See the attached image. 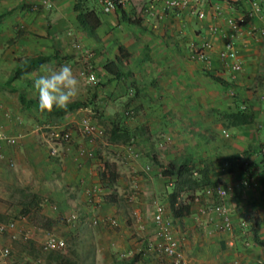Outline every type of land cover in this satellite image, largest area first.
Masks as SVG:
<instances>
[{"label":"crops","instance_id":"0c3cea01","mask_svg":"<svg viewBox=\"0 0 264 264\" xmlns=\"http://www.w3.org/2000/svg\"><path fill=\"white\" fill-rule=\"evenodd\" d=\"M78 1L0 0V18L11 21L28 19L39 32L33 28L28 31L38 33L44 40L53 38L58 54L49 56L40 67L53 60L60 62V65H72L74 59L79 61L78 57L88 59L108 100L120 105L117 109L118 122L135 134L130 140L131 145L150 150L171 142L175 150L182 149L177 155L176 151L172 152L173 159L191 154L193 159H206L207 162L264 145V39L253 31L254 27L264 22V0H260L262 19L248 18L234 39L237 58L241 62V70L236 73L217 58V51L223 44L220 31L228 29V17L249 10L248 0H204L199 5L200 14L188 9L168 10L162 18L146 12V6L153 0H126L124 6L110 13H103L97 0H81L84 6L101 12V23L92 33L82 29L76 20L73 6ZM216 6L219 7L218 12ZM212 28L216 30L212 31ZM202 38L213 43L208 65L190 58V47L198 44ZM36 49L32 46L27 53L33 54ZM51 51L42 52L48 55ZM66 53L75 57L71 55L65 59L63 55ZM253 95H258V98ZM248 104L254 113L253 123L243 127H222L227 123L225 116L238 107L246 108ZM224 129L228 131V137L223 135ZM166 138L169 140L166 141ZM78 143L75 142L69 151L63 153L61 163L51 164L53 169L44 158L32 159L35 148L32 143L25 141L23 148L19 146L15 175L23 172L27 162L22 157L28 155L29 166L34 169L32 182L36 187L33 191L37 193L34 195L39 198V205L47 204L46 198H43L46 196L59 202L63 209H67L68 205L81 206L82 203L90 206L86 190L93 186L89 184L90 181H98V177L91 162L85 158L75 160V146ZM111 144L124 150V158L125 154L129 156L126 152L129 143L118 141ZM152 158L155 159V156ZM143 163L148 166V161L143 160ZM261 170L259 168L251 175L260 190L244 192L243 189L230 201L235 207L232 211L238 212L234 214L235 231L221 229L220 221L215 220L219 216L215 215L212 222L202 218L204 213L193 202L189 215L181 219L172 218L167 207L168 216L178 225L176 233L181 238L185 256H190L188 264H237L238 261L240 264H264V245L255 242L253 230L260 240H264V177ZM247 175L234 170L225 174L224 179L246 178ZM220 179L221 176L216 180ZM151 182L154 184V181ZM170 191L171 187H167L166 193ZM107 194L115 204L116 192L108 191ZM145 200L146 197L141 195L140 204ZM242 204L245 206L241 207ZM106 207L101 205L103 214L100 216L108 212ZM52 208L57 209V205ZM68 210L70 214L73 209ZM110 211L117 209L112 206ZM117 216L121 217V213ZM245 216L248 223L251 218L253 227L252 233L249 232L250 237H244L248 244L241 248L240 242L245 239H238L237 233L245 228H238L237 223ZM92 218H87V223L93 232L85 235L86 243L92 245L89 264H110L114 259L113 249L128 250L135 245L129 239L132 225L125 224L121 218L117 232L105 230L103 220L98 219L99 228L92 225ZM195 218L201 221L197 222ZM137 227L139 230L143 225ZM153 232L155 235L154 226ZM94 253L100 256L98 261L94 260ZM145 264L155 262L147 259Z\"/></svg>","mask_w":264,"mask_h":264},{"label":"rangeland","instance_id":"374dc122","mask_svg":"<svg viewBox=\"0 0 264 264\" xmlns=\"http://www.w3.org/2000/svg\"><path fill=\"white\" fill-rule=\"evenodd\" d=\"M33 26H35L34 23L28 19L11 21L0 18V73L8 74L16 66L15 60L17 58L39 55L53 56L58 54L54 47L55 44H53V38H49L51 41L44 40V38L38 33L28 31L29 28H33L35 32H39V30ZM27 33L30 35L27 36ZM32 46L33 48H37L38 51L36 49L35 53L28 54L27 50ZM50 50H52L50 54H43V52H49ZM71 55L75 57L74 54ZM71 55L66 53L63 55V58L67 59ZM78 60L79 61H75L74 59V63L70 65L74 74H76L81 80L80 93L74 100L83 101L86 103V106L77 108L61 118L48 119L34 108L26 111L20 105L18 92L6 87L4 83L6 78L0 76V131L5 135H13L17 137V141L13 145H8L4 141H0V223L7 222L11 219L16 221V237L12 238L10 233L0 232V248L4 246L9 247L10 259L15 264H45L47 257L55 256L57 252L62 256H69L70 258L76 259L78 264H89V257L92 256V245L86 243L85 235L87 236L88 232H93V228L88 225L87 218L92 216L97 220H103L104 223H106L104 228L109 232H117L120 229L119 218H121L125 224L132 225L129 239H132L135 245L128 250L113 249V258H127L136 254H141L138 261L144 264L147 259L153 260L155 264H174L172 259L147 250L145 245L155 239L153 225L151 223L152 202L153 200H157L166 206V189L167 187H171L169 184L172 182L171 179L161 176L158 163L169 162L173 159L172 152L176 151L177 155L182 149L175 150L171 145V142L168 145L163 144L162 147L158 146L155 149H138L128 142V147L131 146L138 155L135 157L133 155L128 156L125 154L126 158H124V150H122V148L118 149L111 144L113 142L110 140L109 132L110 122L120 121L117 111V109L120 108V105H117V102L108 100V96L104 93L105 90L103 86L99 85V81L96 80L94 84L87 83V75L90 72H93L94 74L96 72L93 71L94 69L88 63V59L85 57H78ZM43 66H54L59 68L61 65L60 62L53 60L47 62ZM42 74L44 73L42 67L39 65L35 70L30 72V78L34 80ZM95 77L97 79L96 74ZM257 96L258 95H255L254 98L257 99ZM91 101H93V104H90ZM248 107H251V105H246V108ZM84 116L89 117L93 122L100 125L105 130V134L102 137L95 138L93 143L89 144V147L93 149L95 154L94 159H92L93 162L90 159L85 158L88 162L93 164V170L96 171V176L98 177V181L92 182L91 180L89 184L94 185L98 182L103 184L102 189L99 192L101 200L97 203L90 204V206L82 203L81 206L80 204L73 206L68 205L67 209H63L56 200L42 196L43 198H46L45 203L47 204L39 205V199L34 197V194L37 193H34L33 191L36 187L35 182H32L34 169L32 166H29V156H26V153H23L26 157H22L23 159H26L27 162V164H24L25 166L21 173L22 175H15L18 170L16 164L19 160H17L16 156L20 150L19 146L23 148L25 141L32 143L35 146L32 151V159L34 158L38 160L44 158L50 162V165H48L50 166V169H53V165L51 164H57L58 162L61 163L62 161L60 160L64 155L62 154L61 158H56L49 154L48 134L51 130L50 128L53 126L67 128L73 133L74 143L79 142L78 144H86V139L83 138L78 131V122ZM222 127L227 129V126L222 125ZM222 139L224 141V138ZM152 156H155V159L152 158ZM55 158L56 160H54ZM221 159L223 158H220V160ZM143 160L148 161V166L144 165ZM252 162L253 163L250 165L247 172V178L250 179L252 186L237 187V189H235L224 200L234 223V214L236 215L238 212L235 211L234 213L232 211L235 207L230 204V201H233L235 194L237 196V194L241 193V190L243 189L244 192H255L260 190V187H257L256 181H252L251 178V175L255 174L260 166H257L258 160L253 159ZM106 166H109L110 173L107 177H103L102 169H105ZM216 166L217 169L220 170L218 162L216 163ZM224 175L221 176L220 181L217 180V184L237 182L242 178L224 179ZM118 179H121L119 180L121 184L120 182L118 184ZM151 181H154V184ZM108 191L116 192L117 197L115 204H113V200L109 201V194H107ZM199 192L200 190L197 193ZM80 194L81 192L79 191L77 195L78 199ZM245 194L248 195L247 193ZM130 195H134L135 197L133 202H129L127 199ZM141 195L145 196L146 200L140 204L139 198ZM192 202L205 210L203 212L204 217L202 218H205L208 222H212L217 216L211 211V206L214 203L219 202L217 198H204L202 201L203 206L198 202ZM102 204L107 206V209L105 210L108 211L104 216H100L102 213ZM53 205H57V209L54 210L52 208ZM112 206L114 209H117V211L111 212L110 209ZM243 206L245 205L242 204L241 207ZM44 208H46V211ZM70 208L73 209L72 212L75 211L79 213L78 220L74 223H70L66 219L69 214L68 209ZM134 211H138V214L135 215ZM119 212L121 213V217L117 216ZM166 215L168 216L167 206ZM51 216H54V218ZM236 217H238V215ZM110 218L117 219L118 225L116 227L110 226L108 223ZM217 218L215 220L220 221V218ZM170 219L172 218L170 217ZM250 219L251 218L249 217L248 223L246 216L242 218L245 222V226L240 228L245 229L239 231V233H237L238 235L234 233V235H237L238 239L246 236L250 237L251 234L249 232L252 233L253 227ZM199 220L200 219H196L197 222ZM172 222L174 235L178 242H180V249L187 263L190 256H185L183 245H181V238H178L176 233L178 225H176L173 220ZM141 224L143 225V228L138 230L137 226ZM147 224L149 225L147 226ZM96 226L99 228L98 222ZM234 228L233 230L235 231ZM48 234H54L63 238L65 240V247L60 251L43 250L42 243ZM244 239L243 242H240L241 248L246 247V244H248V240H246V238ZM139 248L142 250L140 253L138 252ZM93 257L95 261L100 259V256H96V254ZM236 260L238 261L239 259H235L234 261ZM97 263L94 262L93 264ZM136 264L139 263L136 262ZM237 264H240L239 261Z\"/></svg>","mask_w":264,"mask_h":264},{"label":"built area","instance_id":"2783aa9c","mask_svg":"<svg viewBox=\"0 0 264 264\" xmlns=\"http://www.w3.org/2000/svg\"><path fill=\"white\" fill-rule=\"evenodd\" d=\"M101 11L103 13H110L117 10L119 7L124 6L126 0H97ZM204 0H153L146 6V12L148 14H154L157 18H162L163 14L168 10H183L188 9L194 14H200L201 9L199 8L200 3ZM249 1V10L246 13L239 14L238 16H230L226 19V25L228 29L226 31H220L223 36L222 47L217 51V58L227 64L233 73H236L241 70V62L237 58L236 48L234 45V39L236 35L240 32L241 27L246 24L248 18L253 19H262V10L260 0H248ZM161 2L159 8L158 5ZM216 11H219V7H215ZM216 28H212V31H215ZM254 32L264 39V22L259 27H254ZM190 58L201 62L205 65H208L211 61V53L213 51V43L207 39L202 38L198 44H194L190 47ZM88 56H91V53H86ZM94 76L93 72H90L87 75V79ZM264 82V77H263ZM96 82V77H95ZM48 134L49 146L48 152L51 156L60 158L64 152L69 151L74 144L73 133L71 130L61 127L53 126L50 128ZM78 131L83 138L86 139V144H77L75 146V160L81 158L94 159L95 154L93 149L89 147V144L93 143L95 138L102 137L105 134V130L100 125L93 122L89 117L84 116L78 122ZM222 133L225 137L229 136L227 130H222ZM169 138H166V141ZM0 141H4L8 145H13L17 141V137L13 135H5L0 131ZM88 144V145H87ZM163 146V144H162ZM127 152L129 156L133 155L137 157L138 153L132 149L131 146L127 147ZM254 160H264V150L261 149L259 152L252 154L250 158L243 159L245 167H250V162ZM229 167V162L224 161L221 169H227ZM104 172L105 169L103 168ZM255 185V183H254ZM103 184L98 182L97 184L89 187L86 190L87 201L90 204L97 203L101 200L99 192L102 189ZM252 186V183L249 178H243L237 182H230L225 184H216L215 187H206L199 193L194 195L193 201L202 204L203 199L217 198L219 202L214 203L211 206L212 213L216 214L220 218V228L226 232H232L234 228V222L231 218V214L228 211L225 199L230 195L237 187ZM128 201L133 202L135 200L134 195L128 196ZM203 206V204H202ZM202 212L205 210L200 208ZM135 215L138 214V211H134ZM78 212H71L67 216V221L74 223L78 220ZM152 223L155 229V239L152 242L146 243L145 247L147 250L152 251L158 255L165 256L173 260L174 264H187L186 260L180 249L178 240L176 239L173 232V222L170 217L166 215V206L157 201L153 200L152 202ZM98 220L92 218L90 223L96 225ZM108 223L112 227L118 225V221L115 218H110ZM239 227L245 226V222L239 221ZM16 221L8 220L7 222L0 223V232L10 233L12 238L16 237ZM65 247V240L61 237H58L54 234L46 235L43 243L42 249L45 251H60ZM5 250L6 254H5ZM141 248L138 249L140 253ZM10 249L8 246L0 248V264H15L10 259Z\"/></svg>","mask_w":264,"mask_h":264},{"label":"trees","instance_id":"16d2710c","mask_svg":"<svg viewBox=\"0 0 264 264\" xmlns=\"http://www.w3.org/2000/svg\"><path fill=\"white\" fill-rule=\"evenodd\" d=\"M76 13V20L85 31L90 33L100 25L101 20L99 11L96 12L93 8L86 7L82 4L81 0L76 2L73 6ZM49 59V56L39 55L26 58H17L16 66L8 73L0 76L5 77V86L16 90L18 92V100L20 105L29 110L34 108L36 111L44 115L48 119L61 118L62 116L72 112L73 110L86 106V103L80 100H74L69 104L66 110L53 108L51 112L40 111L38 108V94L33 87V79L30 78V72L35 70L40 64ZM215 80L219 81L218 78ZM29 93V94H28ZM28 94V96H27ZM93 104V101L90 102ZM227 123L225 126L243 127L254 122V113L251 107L239 108L224 117ZM110 140L112 142L122 141L124 143L130 142L134 138V133L120 122H110ZM131 143V142H130ZM264 150V145H259L255 149L245 150L242 153L227 156L220 160L216 158L211 161L206 159L195 160L188 155L187 157L173 159L167 163H158L160 174L163 177L171 179V191L166 195L165 201L170 211V215L174 219H181L190 213L191 202L193 201L194 194L199 190L202 191L206 187H215L217 178L224 174L239 170L247 173L249 167H245L243 159L250 158L253 153ZM229 162L227 169H221L223 162ZM219 163L220 170L217 169L216 163ZM253 162H250V165ZM262 178L264 177V160H258ZM249 165V166H250ZM110 173L109 166H106L105 171L102 172L103 177H107ZM112 180V179H111ZM39 199L37 195H34ZM109 201L113 200L109 197ZM254 230L255 242L264 245V240H260ZM140 258L139 254L127 258H114L110 264H136ZM45 264H78L77 260L69 256H62L59 252L55 256L47 257Z\"/></svg>","mask_w":264,"mask_h":264},{"label":"clouds","instance_id":"9594fccd","mask_svg":"<svg viewBox=\"0 0 264 264\" xmlns=\"http://www.w3.org/2000/svg\"><path fill=\"white\" fill-rule=\"evenodd\" d=\"M42 71L44 74L33 80V87L38 94L39 110L51 112L54 107L66 110L79 95L81 80L68 64L59 68L42 66ZM87 83L94 84L95 77L88 78Z\"/></svg>","mask_w":264,"mask_h":264}]
</instances>
